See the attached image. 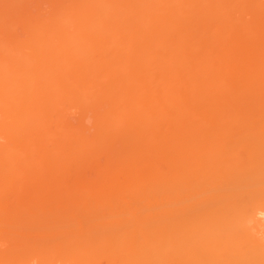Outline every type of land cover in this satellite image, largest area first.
Segmentation results:
<instances>
[{
	"label": "bare ground",
	"instance_id": "bare-ground-1",
	"mask_svg": "<svg viewBox=\"0 0 264 264\" xmlns=\"http://www.w3.org/2000/svg\"><path fill=\"white\" fill-rule=\"evenodd\" d=\"M1 186L0 264H264V0H0Z\"/></svg>",
	"mask_w": 264,
	"mask_h": 264
},
{
	"label": "rangeland",
	"instance_id": "rangeland-1",
	"mask_svg": "<svg viewBox=\"0 0 264 264\" xmlns=\"http://www.w3.org/2000/svg\"><path fill=\"white\" fill-rule=\"evenodd\" d=\"M66 2H67V1H66ZM64 3H65V1H64ZM90 77L92 78V77H93V74H92V76H91V74H90ZM92 108L94 109V107H92ZM92 108H90V111H92L91 113H90V111H88V113H90L89 116H88V114H86L87 111H86V113H85V114L87 115V116H86L87 121H86L85 125H88V126H85L86 129H84V131L86 130V131H85V134H86L87 136L90 135V133H89L90 130L92 131V132H91V135L93 134V132H95L96 129H95V126H94L93 124L96 123V122H99V120H100V119L98 120V119H96V118H94V119L92 118V115H91V114L93 113ZM89 118H90V119H89ZM91 118H92V119H91ZM95 119L98 120V121H96ZM62 120H63V119H62ZM62 120H61V121H62ZM65 120H66V119H65ZM88 120H89V121H88ZM61 121H59V124H61V125H62V124H65L64 121H62V123H60ZM73 121H74V120H73ZM76 122H77L76 120H75L74 122H72L71 125H73V126H72L73 128H71L70 126H69V128H68V126H66V125H65V126L63 125L65 128H64L63 126L60 127V126H58V124L56 123V125H57L56 128H55V126H54V127H52V130L54 131V129H56V131H57V128H58V131L60 130L61 132H64L67 128H68V129H70V128H71V129H75V128H77V127H76V126H77V123H76ZM90 123H91V124H90ZM92 123H93V124H92ZM67 124H68V123H67ZM69 124H70V123H69ZM89 124H90V125H89ZM91 125H92L94 128H93ZM108 125H109V124L104 125L105 127L102 126V128L104 129V128H106ZM90 126H91V127H90ZM79 127H80V126H79ZM88 127H89V128H88ZM53 128H54V129H53ZM61 128H62V129H61ZM63 128H64V129H63ZM87 128H88V130H87ZM91 128H92V129H91ZM93 130H94V131H93ZM102 132H103V131L101 130V134L103 135ZM79 133H81V132H79ZM97 133H98V131H97ZM91 135H90V136H91ZM82 136H85V135L82 134ZM99 136L101 137V135L98 133L97 137L100 138ZM98 138H96L95 141H93V139H92V141H93L94 143H95V142H100V144H96V143H95V144L97 145L96 147L99 146V147H98L99 150H100V149H101V150H103V149L105 150V149H107L108 146L111 145V144H109L110 142H106V143H107V145H106V143L103 142L101 138H100V140H99ZM96 140H97V141H96ZM98 140H99V141H98ZM94 143H93V144H94ZM104 144H105L106 146H105ZM101 145H103V146H101ZM81 146H82V145H79V148L77 147L78 150H77V153H76V154H77L78 156H80L81 158H83V159H84V157L87 158L86 156H84L85 154H84L83 152H82V154H81V148H82ZM93 146H94V145H93ZM100 146H101V148H100ZM80 147H81V148H80ZM96 147L94 146V148H96ZM104 147H105V148H104ZM79 151H80V152H79ZM99 159L101 160V163H104V161H105V157H104L103 155H101V158H100V156H99ZM64 162H65L66 165H68V163H69L68 160H67V161H64ZM63 164H64V163H63ZM65 164H64L63 166H66ZM16 170L18 171V173H20V172H19V171H20L19 168L16 169ZM13 173H14V174L16 173L15 170H14ZM18 173H16V174H18ZM56 173H57V172H55L54 174H56ZM14 174H13V177H14L16 180H15V179H13V180H15V183H16V181H18V178H19L18 175H19V174H18L17 176H14ZM15 183H12V184H15ZM12 184H11V185H12ZM2 187H3V186L0 187V190H1V191H2L4 188H6V187H3V189H1ZM13 187L16 188V189H18V190H17V191H18V196H17V191H15L16 189H15V190H12ZM4 190H7V188L4 189ZM8 190H9V194H10V196L13 198V199H12V198L9 196V201H11L13 204H15V203L17 202L16 198H19V196H21V194H22L23 192L20 191L21 189L15 187L14 185H13L12 187H9ZM14 191H15V194H14ZM21 192H22V193H21ZM11 193H12L14 196H13ZM11 199H12V200H11ZM14 199H15V200H14ZM13 200H14V201H13ZM11 202H10V203H11ZM14 202H15V203H14ZM37 205H38V204H37ZM34 206L36 207V204H34ZM32 207H33V206H32Z\"/></svg>",
	"mask_w": 264,
	"mask_h": 264
}]
</instances>
